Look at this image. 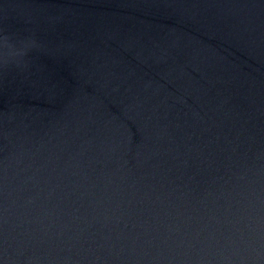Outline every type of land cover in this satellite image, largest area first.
<instances>
[{
	"label": "water",
	"instance_id": "obj_1",
	"mask_svg": "<svg viewBox=\"0 0 264 264\" xmlns=\"http://www.w3.org/2000/svg\"><path fill=\"white\" fill-rule=\"evenodd\" d=\"M0 264H264V0H0Z\"/></svg>",
	"mask_w": 264,
	"mask_h": 264
}]
</instances>
